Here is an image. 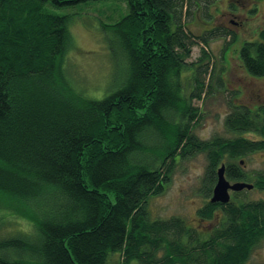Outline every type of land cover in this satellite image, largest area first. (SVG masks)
I'll return each instance as SVG.
<instances>
[{
    "label": "trees",
    "instance_id": "16d2710c",
    "mask_svg": "<svg viewBox=\"0 0 264 264\" xmlns=\"http://www.w3.org/2000/svg\"><path fill=\"white\" fill-rule=\"evenodd\" d=\"M99 1L0 0V195L27 209L36 233L1 239L0 264H247L264 242V200L235 199L247 189L231 192L228 204L209 200L200 214L222 215L207 234L148 211L177 163L199 152H207L208 197L223 164L232 183L264 190V174L239 161L264 152V106L237 105L226 118L229 131L252 138L203 141L192 133L200 115L193 101L212 89L200 78L207 70L188 62L192 46L226 31L196 36L184 19L193 6L209 17L212 2L117 0L128 14L109 26L108 41L123 55L126 76L91 98L65 74L70 17L48 6ZM238 58L250 76L264 78V29Z\"/></svg>",
    "mask_w": 264,
    "mask_h": 264
},
{
    "label": "rangeland",
    "instance_id": "374dc122",
    "mask_svg": "<svg viewBox=\"0 0 264 264\" xmlns=\"http://www.w3.org/2000/svg\"><path fill=\"white\" fill-rule=\"evenodd\" d=\"M197 1L212 2L208 7L210 16L204 15L199 7H191V16L184 19L189 30L200 36L204 29L217 27L223 28L226 35L216 34L208 44L196 40L192 46L188 62L207 70L200 78L205 86H212L211 92L203 94L201 100L193 101L200 115L192 133L203 141L229 140L237 136L252 138L249 133L229 131L225 121L234 106L247 105L252 110L256 106H264V78L250 76L238 58L243 43L255 41L259 31L264 29V0ZM48 9L54 14L70 17L69 30L74 46L67 53L64 69L73 89L91 98L103 97L116 89L122 76H126V61L122 54L114 55L110 50L108 40L113 33L109 26L128 14L127 5L117 0H102L75 8L48 6ZM203 50L209 58L203 56ZM191 71L184 73L185 84L191 78ZM218 78H221L220 89L216 88ZM191 84L190 81L185 90L187 94L191 92ZM239 161H243L242 166L248 173L264 174V152L248 154ZM207 166V152L180 160L166 190L149 199L150 217L163 221L182 219L187 227L199 234L212 231L221 218L222 210H216L211 219L200 214L212 195L211 192L207 196ZM235 199L264 200V190H244ZM26 211L23 205L0 195V240L19 235L33 238L36 235ZM119 257L113 256L112 262L118 261ZM247 264H264V242L253 250Z\"/></svg>",
    "mask_w": 264,
    "mask_h": 264
},
{
    "label": "water",
    "instance_id": "95a60500",
    "mask_svg": "<svg viewBox=\"0 0 264 264\" xmlns=\"http://www.w3.org/2000/svg\"><path fill=\"white\" fill-rule=\"evenodd\" d=\"M225 165L217 171V181L213 188L210 202L213 204H228L231 201V192H240L244 189L253 190L254 185L247 182L231 183L225 176Z\"/></svg>",
    "mask_w": 264,
    "mask_h": 264
},
{
    "label": "flooded vegetation",
    "instance_id": "af4514ba",
    "mask_svg": "<svg viewBox=\"0 0 264 264\" xmlns=\"http://www.w3.org/2000/svg\"><path fill=\"white\" fill-rule=\"evenodd\" d=\"M230 15L232 16L233 14H232V13H230ZM230 22H232V21H230Z\"/></svg>",
    "mask_w": 264,
    "mask_h": 264
}]
</instances>
